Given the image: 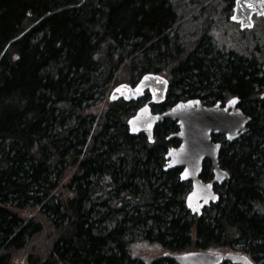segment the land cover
<instances>
[{
	"label": "trees",
	"instance_id": "trees-1",
	"mask_svg": "<svg viewBox=\"0 0 264 264\" xmlns=\"http://www.w3.org/2000/svg\"><path fill=\"white\" fill-rule=\"evenodd\" d=\"M183 1L0 0V264H175L164 254L191 250L264 264V47L223 53L208 28L182 43ZM150 73L170 83L160 110L237 97L251 117L221 152L220 200L195 222L190 186L164 171L176 124L151 144L127 126L143 102L109 101Z\"/></svg>",
	"mask_w": 264,
	"mask_h": 264
},
{
	"label": "water",
	"instance_id": "water-1",
	"mask_svg": "<svg viewBox=\"0 0 264 264\" xmlns=\"http://www.w3.org/2000/svg\"><path fill=\"white\" fill-rule=\"evenodd\" d=\"M262 17H264V0H235L231 20L240 25L241 31L253 29L254 18ZM169 86L166 77L150 73L144 75L134 86L129 84L116 86L110 93L109 101L136 102L149 92L151 104L159 105L166 101ZM234 99L236 103H229ZM261 99L264 100V93ZM229 101L224 106L220 102L207 106L200 99L180 101L163 114H153L151 106L145 105L127 123L132 136L144 135L151 144L154 143V131L159 123L167 120L177 123L178 132L170 139H177L180 145L168 151L167 166L164 170L168 172L179 167L183 168L180 182H191V191L185 200L186 207L198 217L202 215L204 207L209 206L210 203H218L219 195L215 193L214 186H222L230 178L219 164L222 145L214 143L212 136L224 134L227 142L232 144L249 132L248 125L251 118L238 107L240 99L236 97ZM205 160L211 161L214 167V178L208 183L200 178ZM209 185L211 187H208ZM165 257L170 258L175 264H248V262L255 264L246 255L235 253L194 251L177 255L166 253Z\"/></svg>",
	"mask_w": 264,
	"mask_h": 264
},
{
	"label": "rangeland",
	"instance_id": "rangeland-1",
	"mask_svg": "<svg viewBox=\"0 0 264 264\" xmlns=\"http://www.w3.org/2000/svg\"><path fill=\"white\" fill-rule=\"evenodd\" d=\"M229 2V0H188L176 3L175 6L180 17V24L177 27L180 41L184 44L193 42L201 36L205 28H208L206 29L207 35L219 51L223 53L236 52L240 56L251 59L256 49L262 50L264 47V17L254 19L253 29L241 31L240 25L231 20L235 0L232 2V6L227 9ZM210 4H213L212 8L214 9L202 14L201 8L208 7ZM210 13L214 14L211 16ZM206 22L211 23L209 27L206 26ZM259 56L258 53L257 57L259 58ZM260 64L262 68L264 60H261ZM119 76L120 73L116 77ZM120 84L128 83L115 84L114 88ZM262 92H264V87ZM192 238L193 241H196L194 233ZM150 254L155 253L151 251ZM158 255L162 257V252H159ZM12 264H25V259L15 258ZM258 264L263 263L259 262Z\"/></svg>",
	"mask_w": 264,
	"mask_h": 264
},
{
	"label": "flooded vegetation",
	"instance_id": "flooded-vegetation-1",
	"mask_svg": "<svg viewBox=\"0 0 264 264\" xmlns=\"http://www.w3.org/2000/svg\"><path fill=\"white\" fill-rule=\"evenodd\" d=\"M264 65H263V67H262V75L264 76ZM264 93V92H263ZM262 93V94H263ZM261 94V95H262ZM261 95H260V99H261ZM167 100V99H166ZM262 101H264L263 99H261ZM202 101V100H201ZM137 102H143V105H141V107H143V106H145V105H150L151 106V108H152V113L153 114H163V113H165L167 110H169L170 108H172L173 106H171V107H169V108H167L166 110H160V106L161 105H163V104H159V105H153V104H151V96H150V94H149V92H147V93H145V95H144V97L142 98V99H140V100H138V101H136V102H131V103H137ZM180 102V101H179ZM203 102V101H202ZM178 103V102H177ZM176 103V104H177ZM218 103V102H217ZM220 103H222V106H224L225 105V103H226V101L225 102H220ZM241 103V102H240ZM240 103H239V105H238V107L241 109V107H240ZM203 104H205L204 102H203ZM216 104V103H215ZM205 105H207V104H205ZM212 105H214V104H212ZM207 106H210V105H207ZM140 107V108H141ZM157 107H159L158 109H157ZM139 108V109H140ZM138 109V110H139ZM137 110V111H138ZM242 110V109H241ZM136 111V112H137ZM242 112H243V110H242ZM244 113V112H243ZM245 114V113H244ZM246 115V114H245ZM246 116H248V115H246ZM249 117V116H248ZM251 118V117H250ZM167 121H169V122H172V121H170V120H167ZM165 122V121H164ZM164 122H162V123H164ZM162 123H159L158 125H160V124H162ZM172 123H175L176 124V126H177V123L176 122H172ZM251 123V122H250ZM157 125V126H158ZM250 125V124H249ZM249 125H248V127H249ZM156 126V127H157ZM156 127H155V129H156ZM177 129H178V126H177ZM177 132H178V130H177ZM176 132V133H177ZM154 133H155V131H154ZM176 133H173V134H171L168 138H167V141H171V140H176V141H178L177 139H170V137L172 136V135H174V134H176ZM249 133V132H248ZM144 136V135H143ZM243 137V136H242ZM241 137V138H242ZM241 138H239L237 141H239ZM212 141L214 142V143H219V144H221L222 145V147H221V150H220V153H219V164H220V168L222 169V170H224V171H226L228 174H229V172H228V170H227V168L226 167H224L223 165H222V163H221V152L222 151H224V150H229V145H230V143H228L227 142V140H226V136L224 135V134H218V135H213L212 136ZM179 142V141H178ZM236 142V141H235ZM233 144V143H232ZM179 145H180V142H179ZM179 145L177 146V147H170L169 149H168V151L171 149V148H178L179 147ZM168 153V152H167ZM167 153H166V155H167ZM166 155H165V164H164V168L167 166V159H166ZM165 171V170H164ZM171 171H173V172H176V176L179 178V180H180V176H181V174H182V172H183V168H181V167H179V168H176V169H173V170H171ZM213 171H214V167H213V164H212V162L211 161H209V160H205L204 162H203V167H202V173H201V176H200V178L204 181V182H211L212 180H213V178H214V173H213ZM166 172V171H165ZM169 172V171H168ZM205 174H207V177L206 178H203L204 176H205ZM231 177V176H230ZM229 180H230V178H229ZM229 180L224 184V185H222V186H218V185H215L214 186V191H215V193H217L218 195H219V200H220V198H221V193H222V191H223V189H224V187L228 184V182H229ZM181 183V182H180ZM184 184H186V185H189L190 186V190H189V192H188V194L190 193V191H191V182H186V183H184ZM187 194V195H188ZM186 200V199H185ZM215 204H213V203H210V205L209 206H207V207H204L203 209H202V215L200 216V217H198V215H196V214H192L191 212H189L188 211V209H187V207H186V209H187V211L190 213V217H191V219L195 222V220L197 219H201L202 218V216L208 211V210H210L213 206H214ZM185 206H186V203H185ZM193 222V223H194Z\"/></svg>",
	"mask_w": 264,
	"mask_h": 264
},
{
	"label": "snow or ice",
	"instance_id": "snow-or-ice-1",
	"mask_svg": "<svg viewBox=\"0 0 264 264\" xmlns=\"http://www.w3.org/2000/svg\"><path fill=\"white\" fill-rule=\"evenodd\" d=\"M249 7H251V5H249ZM233 19H235V17H233ZM229 103L234 104V103H236V101H235V99H234V100H232V101H229ZM208 187H211V185H209ZM212 198L215 199V197H212ZM189 199H191V197H190ZM205 202H207V200H205ZM248 264H250V262H248Z\"/></svg>",
	"mask_w": 264,
	"mask_h": 264
}]
</instances>
